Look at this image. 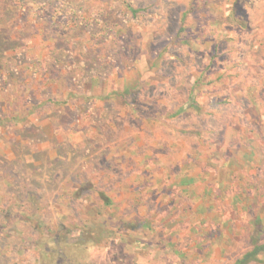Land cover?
<instances>
[{
  "label": "rangeland",
  "instance_id": "374dc122",
  "mask_svg": "<svg viewBox=\"0 0 264 264\" xmlns=\"http://www.w3.org/2000/svg\"><path fill=\"white\" fill-rule=\"evenodd\" d=\"M163 1H9L0 264H230L258 216L264 241V0Z\"/></svg>",
  "mask_w": 264,
  "mask_h": 264
},
{
  "label": "trees",
  "instance_id": "16d2710c",
  "mask_svg": "<svg viewBox=\"0 0 264 264\" xmlns=\"http://www.w3.org/2000/svg\"><path fill=\"white\" fill-rule=\"evenodd\" d=\"M9 1H11V0H8V1L7 0H0V50H3V48H5V46H6L4 44L7 43L2 38V34H3L2 32L3 31H2V28H1L3 26L2 23H4L5 16H7L9 13L11 15H13L15 12H17L16 11L17 7H15L14 4L13 5L9 4ZM162 2H165V1L160 0V3H162ZM123 6H124L125 9H127L129 12H131L133 14L139 13V11H141V12H150L151 8H152V7L150 8V6H149L147 8V10L146 9H144V10L138 9V10L134 11L131 8V6H129L128 4L123 3ZM8 7H10L12 10L10 9L11 10L10 11ZM7 11H9V12H7ZM184 16H185V13L182 14L181 24L183 22ZM181 31H182V29L180 28L175 36L178 37V34H180ZM204 79H205V77L200 75L194 80L192 89H190L191 92L189 93L188 99L183 103V105H181V107L174 113V115L177 116L178 114L184 113L187 110L195 111L198 108L197 102L195 101V98H193L192 93H193V90L195 89V87L197 85H200L201 82ZM132 89H133V87L125 90V93L126 94H131V92H133ZM129 105H132V104H129ZM133 107H135V106L133 105ZM229 160H230L229 161V163H230L232 160L231 159H229ZM195 178H197V177L196 176L195 177H193V176L189 177L188 175H183L182 177L179 178L178 184L181 185V186H184V187L188 186V184H192V183H194L196 181ZM208 190H210V189L208 188L207 191ZM238 197L239 196L234 195L233 196V200H235ZM103 205L105 207L111 206L110 200L105 198V200L103 202ZM243 208H244V206L241 207V209H243ZM262 228H263L262 219L258 216L251 223V230H250V236H249L248 249L244 253L238 255L233 261L230 262V264H249V263H253V262H262V263H264V241H262V239L260 237L261 232H262V230H261ZM59 245L60 244H58V246L56 245L57 249L54 251V253L57 254V255H61V257L63 259L70 260V256L66 253V250H64L63 248L61 249L59 247ZM67 245H66V247H67ZM80 245L87 247L85 243H78V242L69 244L68 246L69 247L70 246H79L80 247ZM172 246L174 247L173 251H174V253H176V255H178V256L183 255L181 253H178V249L176 248V244H172ZM63 247L65 248V246H63Z\"/></svg>",
  "mask_w": 264,
  "mask_h": 264
}]
</instances>
